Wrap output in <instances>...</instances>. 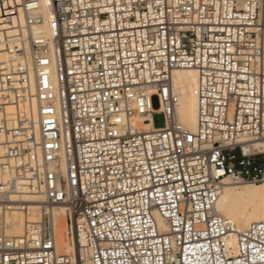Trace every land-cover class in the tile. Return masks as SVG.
<instances>
[{
	"label": "built area",
	"instance_id": "built-area-1",
	"mask_svg": "<svg viewBox=\"0 0 264 264\" xmlns=\"http://www.w3.org/2000/svg\"><path fill=\"white\" fill-rule=\"evenodd\" d=\"M2 2L0 264H264V220L231 241L216 209L225 176L264 182V0ZM179 69L194 130L173 119Z\"/></svg>",
	"mask_w": 264,
	"mask_h": 264
},
{
	"label": "bare ground",
	"instance_id": "bare-ground-1",
	"mask_svg": "<svg viewBox=\"0 0 264 264\" xmlns=\"http://www.w3.org/2000/svg\"><path fill=\"white\" fill-rule=\"evenodd\" d=\"M9 5L19 12L17 0H8ZM6 4L0 0V15ZM14 26L17 31H23V20L21 14L14 18ZM197 75L193 69H179L172 73L171 88L178 96V103L175 106L173 119L183 127L194 130L197 122V100L194 95ZM134 126L145 131L151 128L147 117L140 116L133 120ZM2 136L0 134V141ZM1 156V147H0ZM217 211L232 224V232L229 237L234 241L235 232L242 230L249 223L264 220V182L260 183H239L225 176L217 202ZM55 243L59 253H72L74 248L66 234L65 209H55ZM30 219L37 218V208L32 207ZM10 222L9 231L21 233L25 220L23 215L15 211L7 216Z\"/></svg>",
	"mask_w": 264,
	"mask_h": 264
},
{
	"label": "rangeland",
	"instance_id": "rangeland-1",
	"mask_svg": "<svg viewBox=\"0 0 264 264\" xmlns=\"http://www.w3.org/2000/svg\"><path fill=\"white\" fill-rule=\"evenodd\" d=\"M151 105L153 109H157L158 108V98L157 96H152L151 98ZM152 122H153V126L154 128H162L164 127V116L161 112L159 111H155L152 114Z\"/></svg>",
	"mask_w": 264,
	"mask_h": 264
}]
</instances>
